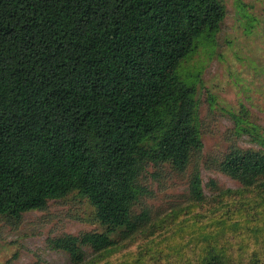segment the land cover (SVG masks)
Wrapping results in <instances>:
<instances>
[{
    "label": "trees",
    "instance_id": "trees-1",
    "mask_svg": "<svg viewBox=\"0 0 264 264\" xmlns=\"http://www.w3.org/2000/svg\"><path fill=\"white\" fill-rule=\"evenodd\" d=\"M224 17L221 0H0V215L86 197L103 229L47 240L68 264H264V149L230 145L217 168L240 186L206 195L180 76ZM165 164L191 167L188 200L150 223L139 180ZM142 228L137 256L107 260Z\"/></svg>",
    "mask_w": 264,
    "mask_h": 264
},
{
    "label": "rangeland",
    "instance_id": "rangeland-1",
    "mask_svg": "<svg viewBox=\"0 0 264 264\" xmlns=\"http://www.w3.org/2000/svg\"><path fill=\"white\" fill-rule=\"evenodd\" d=\"M221 2L225 17L219 29L200 37L180 67L182 80L195 87L202 141L196 163L208 196L240 186L217 168L230 145L264 149V0ZM160 168L147 166L139 180L149 191L141 201L149 210L150 223L188 200L191 167L185 172L166 164ZM102 229L89 200L76 193L49 200L43 210L23 212L18 220L0 215V264H68V255L50 248L47 240ZM148 235L142 228L122 240L124 247L110 250L109 256L106 253L107 260L115 263L137 256L138 248L149 241Z\"/></svg>",
    "mask_w": 264,
    "mask_h": 264
}]
</instances>
